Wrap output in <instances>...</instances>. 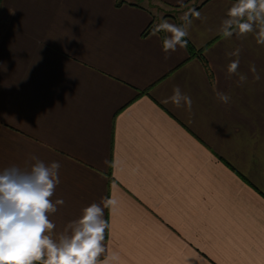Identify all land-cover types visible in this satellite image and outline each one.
<instances>
[{
  "label": "crops",
  "instance_id": "crops-1",
  "mask_svg": "<svg viewBox=\"0 0 264 264\" xmlns=\"http://www.w3.org/2000/svg\"><path fill=\"white\" fill-rule=\"evenodd\" d=\"M235 2L0 0V171L60 163L54 239L109 198L120 264H264V43L223 34Z\"/></svg>",
  "mask_w": 264,
  "mask_h": 264
},
{
  "label": "clouds",
  "instance_id": "clouds-1",
  "mask_svg": "<svg viewBox=\"0 0 264 264\" xmlns=\"http://www.w3.org/2000/svg\"><path fill=\"white\" fill-rule=\"evenodd\" d=\"M257 27L259 42L264 43V0H236L222 21L223 34L228 37L251 33ZM157 30L170 33L162 42L164 52H174L178 45L186 46L185 37L189 33L185 27L162 20ZM226 55L237 57L227 66L229 75L246 82L247 76L238 72L239 49ZM250 71L255 80L261 79L255 65L250 66ZM217 98L225 104L231 101V96L223 92L217 93ZM170 99L177 106L186 103L190 107L192 103L178 86ZM60 167L59 162L45 164L36 159L30 169L11 166L0 171V264H120L119 254H106L104 245L109 228L104 209L115 205L113 199L104 198L103 207L93 202L83 208L80 217L58 239L49 235L55 228L49 214L64 203L63 200L53 203L51 199L60 183Z\"/></svg>",
  "mask_w": 264,
  "mask_h": 264
},
{
  "label": "trees",
  "instance_id": "trees-1",
  "mask_svg": "<svg viewBox=\"0 0 264 264\" xmlns=\"http://www.w3.org/2000/svg\"><path fill=\"white\" fill-rule=\"evenodd\" d=\"M124 1V0H123ZM153 26H150L149 27V30H151V29H153L152 28ZM186 40V39H185ZM187 41V40H186ZM187 46H188V49L190 50V52H191V54L192 55H195V54H197L196 52H195V50L193 49V47H192V45L187 41Z\"/></svg>",
  "mask_w": 264,
  "mask_h": 264
}]
</instances>
